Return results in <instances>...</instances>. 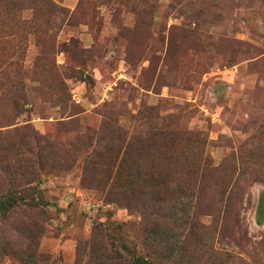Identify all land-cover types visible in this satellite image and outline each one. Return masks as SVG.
<instances>
[{"label":"rangeland","instance_id":"obj_1","mask_svg":"<svg viewBox=\"0 0 264 264\" xmlns=\"http://www.w3.org/2000/svg\"><path fill=\"white\" fill-rule=\"evenodd\" d=\"M113 125L127 141L168 127L170 158L131 152L120 172ZM189 132L212 167L199 209ZM168 179L188 188L174 208ZM9 195L0 264H264V0L0 3Z\"/></svg>","mask_w":264,"mask_h":264},{"label":"trees","instance_id":"obj_2","mask_svg":"<svg viewBox=\"0 0 264 264\" xmlns=\"http://www.w3.org/2000/svg\"><path fill=\"white\" fill-rule=\"evenodd\" d=\"M15 1L16 0H0V3H2V4H13ZM24 1H30V0H24ZM38 1H40L42 3L48 2V0H38ZM146 113H147V111L145 112V115H146ZM145 115H144V119H149V115L148 116H145ZM162 122L164 123L167 121H166V119L160 117L159 124ZM108 125H110V124H108ZM112 127H115V130L118 131V133H119L118 139H122L123 137H125L124 145L122 144L123 149L125 148V152L123 155V160L121 161L122 163L119 165L120 172L123 169V166L125 165V163L127 162V155L131 152L133 154V153H137V151H138V153H140L141 155L144 154V158H145V157H150L151 153H153L155 155L156 147H161L160 154H162V155H161V160H159V164L166 163L168 161V159L170 158V155L167 151V146H168L169 142L171 141L172 135H174V131L170 130L168 127H164L163 129H162V127L160 129L155 127V129H157V131H154V132L153 131L151 132L149 130L151 127H147V129L144 130V139H138V140L132 139L129 141L126 140V137H128L127 132L121 126H118V125L114 126L113 125ZM180 134L182 135L184 133H180ZM189 135L193 138L192 141L194 143H198L199 145H201V149L200 148L199 149L194 148L193 155L191 154L192 158L190 157V159L187 157L188 155H185V156L182 155V158H180V159H182V162H180V163H182L183 167H184L183 175H184V173L187 174L189 169L192 172L191 182L194 185L193 190L197 189V191L194 192L192 190V192H190V193H191V196L193 195V197H195V199H196L195 207L199 209V207L202 206L201 203L199 202V200H200L199 198L201 196L199 188L202 189L201 187H199L201 177L208 174L210 172V170H212V167L208 163V158H206L204 156V149H203L202 145L206 142V140L203 141L201 139L200 135H202V133L189 132ZM143 151H144V153H143ZM182 154H184V153H182ZM130 159H131V157H130ZM188 160H192L191 166H186V162ZM178 162H179V160H178ZM151 167L152 166H149V169H151ZM158 167H160V166L158 165L157 168ZM161 169H162V167H161ZM177 171L178 170L175 169L172 172L177 173ZM151 176L152 175L149 176V172L144 174V183L143 184H144V187H145L147 192L149 191L150 188H157L160 184L158 181V178L152 181ZM181 179L183 180V178H181ZM118 180H119V176H118V178H116L112 181L111 185H113L114 182L117 183ZM161 185H162V182H161ZM197 185H198V188H197ZM163 186L166 187L167 192L170 196V204H171L172 208H174L178 203L177 200L172 199V197L178 199V197L176 196L177 195L176 190L183 192L186 189H188V188H186V186H184L182 184H178V183L176 184V181H174L173 179H168L167 181H165L163 183ZM173 186H175L176 190L171 189ZM184 195H186V194H184ZM224 201L225 200H224V195H223V197L220 200V204L223 205ZM19 204H20L19 198H16L15 196H11V195L1 196L0 197V213L7 214L8 212L17 208ZM202 227H205V226L203 225ZM33 255L38 257V254L36 252L33 253ZM135 264H147V262L145 260L139 259L137 262H135Z\"/></svg>","mask_w":264,"mask_h":264},{"label":"crops","instance_id":"obj_3","mask_svg":"<svg viewBox=\"0 0 264 264\" xmlns=\"http://www.w3.org/2000/svg\"><path fill=\"white\" fill-rule=\"evenodd\" d=\"M76 0H70L71 3L75 2ZM69 6H72L71 4H69Z\"/></svg>","mask_w":264,"mask_h":264}]
</instances>
